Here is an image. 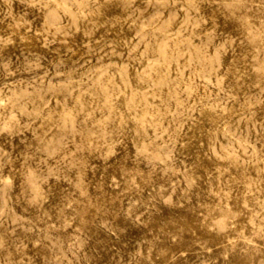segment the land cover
<instances>
[{
    "label": "rangeland",
    "instance_id": "1",
    "mask_svg": "<svg viewBox=\"0 0 264 264\" xmlns=\"http://www.w3.org/2000/svg\"><path fill=\"white\" fill-rule=\"evenodd\" d=\"M0 264H264V0H0Z\"/></svg>",
    "mask_w": 264,
    "mask_h": 264
},
{
    "label": "bare ground",
    "instance_id": "2",
    "mask_svg": "<svg viewBox=\"0 0 264 264\" xmlns=\"http://www.w3.org/2000/svg\"><path fill=\"white\" fill-rule=\"evenodd\" d=\"M124 96V95H123ZM94 108V107H93ZM161 129H163V128H161ZM86 174V173H85ZM155 183V182H154ZM87 190V189H86ZM110 211V210H109ZM105 218V217H104ZM104 220V219H103ZM106 222V221H105Z\"/></svg>",
    "mask_w": 264,
    "mask_h": 264
}]
</instances>
